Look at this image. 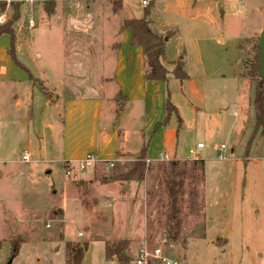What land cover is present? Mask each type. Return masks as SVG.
Masks as SVG:
<instances>
[{"label": "rangeland", "instance_id": "obj_1", "mask_svg": "<svg viewBox=\"0 0 264 264\" xmlns=\"http://www.w3.org/2000/svg\"><path fill=\"white\" fill-rule=\"evenodd\" d=\"M7 1L0 27L17 4L20 17L16 60L10 35L0 36V264H66L67 243L88 245L83 264H117L104 254L121 240L131 262L146 248L178 264H264V133L254 131L247 76L264 0H149L147 22L167 35L168 58L177 56L155 91L176 113L152 137L157 120L143 107L132 113L112 77L123 21L143 18L142 0L115 11L107 0L116 24L82 11L60 22L43 0ZM179 60L182 82L171 74ZM98 102L90 129L92 119L76 114L92 118ZM115 127L116 158L99 160L93 145ZM146 145L142 180L112 181L113 166L128 172ZM89 154L94 166L80 169Z\"/></svg>", "mask_w": 264, "mask_h": 264}, {"label": "trees", "instance_id": "obj_2", "mask_svg": "<svg viewBox=\"0 0 264 264\" xmlns=\"http://www.w3.org/2000/svg\"><path fill=\"white\" fill-rule=\"evenodd\" d=\"M57 0H43V9L45 14L48 17H51L55 14V7H56ZM110 3L113 5L114 11L117 10L118 6L121 7V0H109ZM153 2L150 3L148 7L144 8V16L141 19L136 20H124L123 21V28H129L131 30V39L130 45L133 47H141L142 49V56H143V63H144V79L147 81H156L165 84L167 82V78L169 75V71L165 68L162 63V59L165 55V45L166 42L164 39L167 35H162L158 33V31L154 30L149 26L147 22V17L150 15V9L152 7ZM14 4L13 6H15ZM14 9L13 14V22H9V24L2 25L0 27V36L4 33L10 35L11 37V48L9 50V54L12 58H15L14 55V41H15V34L12 28V24L19 19V7ZM16 5V6H17ZM264 7V6H263ZM183 61L179 60L175 64V69L171 72L175 79L185 81L187 79L186 73L183 71ZM247 76L249 77L250 82L256 83V89L254 93V100H253V110L255 114V124H254V131H258L262 129L264 133V81L260 82L258 78V52H257V45H256V54L254 56V62L251 63L249 67V71ZM163 118L160 122L156 123L151 131V136L156 134L160 129L165 128L170 120L171 115L175 112L176 108L171 105L168 100H164L163 103ZM255 132V133H256ZM251 135L249 140L248 146H250L251 142L254 140V134ZM148 145L143 146L138 160L133 165L132 169L128 172H121L117 170V165L113 166L114 174L111 176V180H127V181H141L144 177V173L146 170L145 166V159L148 157ZM202 165V161L198 162ZM21 241H19L14 249L12 256L10 259H13L21 245ZM129 241L121 240L116 242L114 245L109 246L106 245L105 248V259L106 260H115L117 264H129L130 258L127 255V251L129 249ZM87 244L84 243L82 245L78 244H66V264H83L84 253L87 250Z\"/></svg>", "mask_w": 264, "mask_h": 264}, {"label": "crops", "instance_id": "obj_3", "mask_svg": "<svg viewBox=\"0 0 264 264\" xmlns=\"http://www.w3.org/2000/svg\"><path fill=\"white\" fill-rule=\"evenodd\" d=\"M19 1V0H15ZM22 1H28V0H20ZM89 0H57L56 1V7H55V14L51 17H55L58 21L65 22L69 16H72L74 14L79 13L80 11L86 13L87 15L92 13L94 16H97L102 20L103 18H107V20L112 19L113 23L116 24L118 21V15L117 14H109L107 13V10L103 9L107 6L106 2L107 0H95L90 3L89 5H83V3H86ZM229 1V0H224ZM9 2V0L7 1ZM83 7L85 10H83ZM50 17V18H51ZM124 18L122 19V21ZM104 23L106 26L110 28V25ZM104 25V26H105ZM101 26L98 25V29ZM103 28V27H102ZM161 32V31H159ZM120 37V42L118 45L115 46L116 50L114 53V59H113V67H112V77L121 91V95L126 100V104L128 105L130 111L133 113L136 109L144 108L145 115H148V119L151 120H157L156 123L160 122V113L163 112V101L160 100V94L158 92H155L158 88L160 89V86L158 85L159 82L156 81H147L144 79V63H143V56H142V49L141 47H133L130 45V39H131V30L129 28L121 29L120 34L118 35ZM110 42V40L108 39ZM168 41V40H167ZM167 42L165 45V55L162 59V63L169 62L170 64H174L175 59L177 56H174L173 58H168L167 56ZM110 63V62H109ZM165 66V65H164ZM166 68V67H165ZM155 100V101H154ZM153 101H157V106L153 107ZM71 102H69L70 104ZM74 104L73 102L71 103ZM99 102L94 105V110L92 112V118L90 116H87L82 113H77L79 117H82L80 121L87 122L86 119H92V124L90 125V129H97L96 127V120L97 115L99 113ZM149 119V120H150ZM155 123V124H156ZM152 124V121L149 123V125ZM154 124V125H155ZM153 125V126H154ZM118 128H111L107 133H105L100 140L95 143L94 146V152L93 153L99 160L102 161H110L116 158L117 151L119 149V145L121 142H119V133ZM127 137V136H126ZM149 151V150H148ZM70 155V154H69ZM149 157H151L148 154ZM212 243H215V241H212Z\"/></svg>", "mask_w": 264, "mask_h": 264}, {"label": "built area", "instance_id": "obj_4", "mask_svg": "<svg viewBox=\"0 0 264 264\" xmlns=\"http://www.w3.org/2000/svg\"><path fill=\"white\" fill-rule=\"evenodd\" d=\"M31 2V1H30ZM149 4V0H142L141 5L146 7ZM31 27L33 24H30ZM204 146L201 143H198L196 145V149H191L189 153L191 155L195 154L197 150L203 149ZM221 149H224V146H221ZM21 161L23 163L30 162V155L28 153H24L22 155ZM149 162V161H147ZM94 160L91 157V155H87V158L83 160L78 166L80 169L90 168L94 166ZM46 227H49L48 225ZM164 254H162L160 249H154L152 252H149L148 249L144 248L143 250H139L137 254V258L131 262V264H154V263H160V264H178L177 261L170 260L166 257H163Z\"/></svg>", "mask_w": 264, "mask_h": 264}, {"label": "water", "instance_id": "obj_5", "mask_svg": "<svg viewBox=\"0 0 264 264\" xmlns=\"http://www.w3.org/2000/svg\"><path fill=\"white\" fill-rule=\"evenodd\" d=\"M164 41L166 42L167 39L165 38ZM258 78L260 79V82L264 81V20L258 41ZM10 263L11 262L9 261L7 264Z\"/></svg>", "mask_w": 264, "mask_h": 264}]
</instances>
